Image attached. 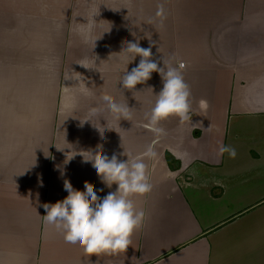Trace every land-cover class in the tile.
Listing matches in <instances>:
<instances>
[{
	"label": "crops",
	"instance_id": "0c3cea01",
	"mask_svg": "<svg viewBox=\"0 0 264 264\" xmlns=\"http://www.w3.org/2000/svg\"><path fill=\"white\" fill-rule=\"evenodd\" d=\"M89 27L104 32L94 47ZM137 39L160 66L183 64L191 89L190 121L170 116L162 134L143 126L160 75L122 89L127 54L110 58ZM104 93L131 116L93 118L102 138L83 121ZM100 146L119 159L151 146L153 187L133 197L147 215L125 252L87 255L43 205L68 195L65 179L115 189L79 154ZM0 264H264V0H0Z\"/></svg>",
	"mask_w": 264,
	"mask_h": 264
},
{
	"label": "clouds",
	"instance_id": "9594fccd",
	"mask_svg": "<svg viewBox=\"0 0 264 264\" xmlns=\"http://www.w3.org/2000/svg\"><path fill=\"white\" fill-rule=\"evenodd\" d=\"M103 33L92 37L91 27H89L88 32L84 34V39L86 42L91 40L94 47L95 41ZM126 54L127 58L120 80L122 89H135L137 84H143L149 80L153 72L158 73L161 77L162 88L155 94L156 99L150 112L145 114L143 126L154 133L162 134L164 129L159 126L160 122L170 116L175 115L182 121H190L192 115L191 89L183 75L184 65H166L163 61V66H160L157 60L151 59V47L140 46L138 39L135 42H126L121 54L118 56L113 54L110 58L125 57ZM137 56L140 57L139 62L130 71L127 70L128 64ZM79 91L80 95L85 97L95 95L86 84H83ZM98 99L102 103L91 106L88 118L83 122H91L103 138L104 132L109 129L108 123L106 120L100 119L94 125L93 118L105 113L119 125L122 118L128 119L131 116V108L127 103L113 100L107 93L102 94ZM199 106L201 109H206L208 107L207 100L201 99ZM72 107L75 108L76 104L73 103ZM101 121L105 122L106 127H101ZM101 129L106 130L101 132ZM100 147L101 151L99 152L94 153L89 150L81 151L79 154L86 163L92 165L93 172L105 187L112 189L115 184V189L101 197L97 193L103 189H93L85 184L83 191L76 190L70 181L65 179L63 186L68 195L55 203L43 205L45 209V214L42 215L44 223L60 234L66 245L82 248L87 255L125 252L131 245L132 234L143 226L147 215L144 208L138 207L134 203L133 197L145 195L153 187L148 165L144 159L145 156L154 155L151 146L143 154L137 156H130L123 152L121 155H125L126 159H119L115 153L109 157L107 153H102V146ZM218 150L221 154L227 152L231 157L236 156L234 147L220 145ZM82 153L87 154V158ZM74 155L67 157L65 163ZM63 174L61 171V175Z\"/></svg>",
	"mask_w": 264,
	"mask_h": 264
}]
</instances>
